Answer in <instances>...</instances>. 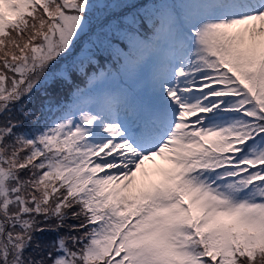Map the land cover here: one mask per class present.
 <instances>
[{"label":"snow or ice","instance_id":"obj_1","mask_svg":"<svg viewBox=\"0 0 264 264\" xmlns=\"http://www.w3.org/2000/svg\"><path fill=\"white\" fill-rule=\"evenodd\" d=\"M159 3L0 0V264H264V0Z\"/></svg>","mask_w":264,"mask_h":264},{"label":"trees","instance_id":"obj_2","mask_svg":"<svg viewBox=\"0 0 264 264\" xmlns=\"http://www.w3.org/2000/svg\"><path fill=\"white\" fill-rule=\"evenodd\" d=\"M130 4H136L137 5L136 8L131 10L133 13H135V12L143 13L144 10H151L153 8H156V7H163L164 6L161 3H159V0H132L127 5H130ZM143 5H146V9H144ZM120 11H122V9H120ZM115 22H116L115 20L112 21V23H115ZM92 23L95 24V22H93V21H92ZM149 26H150V23H149ZM84 44H85L84 48L88 47V44L86 41L84 42ZM94 63H95V61H94ZM63 66H64V64H61L60 68L63 69L62 68ZM60 74L61 73L59 71H57V75H60ZM77 86L81 87L84 85L81 84L79 80L73 81L72 79L69 78L67 80V84L58 87L55 92H52L50 89H48V91H46L45 89H47V87H48L47 85H44V87H42L40 90L37 89L36 94L33 97V100L31 102V104H32L31 107L32 106L39 107L41 100H43L45 102V106H46V117H45V119L41 120V123L39 125L40 127H43L45 123H47L48 121H51L52 118L56 114H58L60 111H64L67 108L71 107L72 99L76 94V87ZM49 103H53V104L48 105ZM29 122H31V121H29ZM35 127L36 126L33 123V127L30 129H34Z\"/></svg>","mask_w":264,"mask_h":264},{"label":"rangeland","instance_id":"obj_3","mask_svg":"<svg viewBox=\"0 0 264 264\" xmlns=\"http://www.w3.org/2000/svg\"><path fill=\"white\" fill-rule=\"evenodd\" d=\"M131 1H132V0H123V3L128 4V3H130ZM93 2H94V3H97V4H100L99 6H100L101 8H103L104 5L101 4V3H104V2H110V0H93ZM115 11L120 12V9H115ZM106 14H107V13H100V14H97V16H94V17H93L94 20H92V21L95 22V23H97V20H98V19H103V16L106 15ZM113 21H114V20H113ZM84 46H85V44H84V42H83V43H82V47H84ZM150 66H151V64L148 65V66H146V67H150ZM64 67H65V65H64L62 68H64ZM130 70H132V72H131ZM130 70L125 74V76H126V77H129V78H134V77H136V73H137V70H138V69H130ZM56 74H57V73H56ZM116 81H117V80H116ZM115 84H116V82H115ZM108 85H109V87H111V88L116 86V85H113V84H108ZM42 87H44V85H42L38 90H40ZM121 88L128 92L127 87H123V86H122ZM134 88H135L136 91L142 93V96L146 99V101H149L150 96H151V86H150V82H149V81H148V82H145V83H141V84H135V85H134ZM104 92H105V89H104L103 86H102L101 89L98 90L97 95H103ZM52 104H53V103H49L48 105H52ZM31 105H32V104H30V108H31ZM62 114H63V111H60L58 114H56V115L53 117L52 120L56 119L58 116H60V115H62ZM32 127H33V123H32V122H27L26 125H25V128H26V129H30V128H32ZM35 128H36V127H35ZM35 128H34V129H30V130L35 131ZM52 237H53V234H51V233H44V234L41 235L40 239H41L43 242H47V241H50V240L52 239ZM54 254H55V253H54ZM33 255H35V253H33Z\"/></svg>","mask_w":264,"mask_h":264}]
</instances>
